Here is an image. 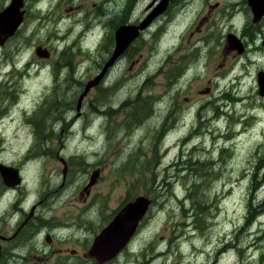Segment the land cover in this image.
<instances>
[{
  "label": "rangeland",
  "instance_id": "374dc122",
  "mask_svg": "<svg viewBox=\"0 0 264 264\" xmlns=\"http://www.w3.org/2000/svg\"><path fill=\"white\" fill-rule=\"evenodd\" d=\"M124 1H32L18 34L0 47V83L12 81L16 101L0 121L2 159L18 162L35 149L23 166L30 189H61L55 215L93 237L119 200L121 209L150 199L114 264H264V19L253 23L247 0H175L172 47L181 39L200 48L199 63L184 59L176 83L160 58L115 64L79 115L78 98L99 70L88 58L103 36L95 13ZM229 35L245 53L227 51ZM38 47L51 57H38ZM184 55L173 51L178 62ZM174 106L182 113L172 117Z\"/></svg>",
  "mask_w": 264,
  "mask_h": 264
},
{
  "label": "flooded vegetation",
  "instance_id": "af4514ba",
  "mask_svg": "<svg viewBox=\"0 0 264 264\" xmlns=\"http://www.w3.org/2000/svg\"><path fill=\"white\" fill-rule=\"evenodd\" d=\"M11 1L7 0L5 5L2 3L0 12ZM32 1H25V20L31 13ZM164 1L165 5H163ZM174 3L175 0H125L124 5L117 2L115 8L113 7L114 3L105 5V8H98L95 13V22L99 23L103 29V36L99 37L96 50L88 51V58L93 59L99 65H105L113 56L116 47V32L123 26L134 27L137 28L136 37L121 58L116 61V64L132 62L135 57L146 58V61L149 62L160 58L159 60L170 62L172 69L167 73V79L176 83L186 72L184 59L189 60L192 54L193 64L196 65L203 54L200 52V48L192 49L189 43H185L181 39L176 41L179 43L178 47H172L171 43L176 37H173L171 27L175 20H173L172 14L169 15V12H172ZM162 8L165 13H161L157 18H150L156 10ZM166 18L168 21L162 25L161 21H165ZM130 32L127 31L125 38L130 37ZM246 37L249 36L245 34L243 40ZM204 42L202 43L203 47L206 44ZM146 47L150 50L145 51ZM77 50L76 53L85 52L82 47ZM174 50L177 54L185 52L181 62L177 61L176 56L173 57ZM97 58L99 59L96 61ZM102 69L103 66H99L98 73ZM176 70L178 71L176 72ZM10 86H13L12 81L0 83V121L2 123L6 116L11 117L12 103L16 102L13 99L15 97L10 93ZM7 88L9 91H6ZM176 113H182L179 106L173 107L172 117ZM167 125L165 122L162 124L163 127ZM2 142L3 139L0 137V144ZM3 152L4 150L0 149V166H5L10 170L7 174V181L11 184L6 182L0 171V264H114L119 259L120 256L110 262L101 263L93 256L92 251L96 238L114 220L115 216L120 214V200L114 218H111L109 223L93 237L90 230L83 231V228L72 224L66 220L67 218L55 215L56 204L54 202L60 196L61 189L51 193H45L48 190L43 188L41 190L30 189V185L26 182L27 173L23 166L35 159L32 157L37 154L35 149L32 148L23 153L24 160H18V162L5 161L1 157ZM59 159L66 163L65 160ZM67 171L68 169H64L65 181ZM14 181L20 182L12 184ZM89 194L90 192L87 195Z\"/></svg>",
  "mask_w": 264,
  "mask_h": 264
},
{
  "label": "water",
  "instance_id": "95a60500",
  "mask_svg": "<svg viewBox=\"0 0 264 264\" xmlns=\"http://www.w3.org/2000/svg\"><path fill=\"white\" fill-rule=\"evenodd\" d=\"M25 1L12 0L11 3L0 12V47L14 38L25 20ZM165 1L163 5H165ZM248 5L253 14V23L258 24L264 18V0H248ZM159 9L153 13L151 19L156 18L160 14ZM137 28L123 26L116 32V47L113 56L104 65L103 69L90 80L84 87V91L79 96L77 102V112L81 113L83 102L91 90L99 87L107 77L109 71L114 67L116 61L124 54L127 48L132 44L136 37ZM127 31L130 32V37L125 38ZM236 51L239 55L245 53L246 48L242 41L234 35H229L227 38V51ZM36 54L40 58L49 59L51 53L48 49L38 47ZM258 85L260 96L264 97V72L258 74ZM0 171L7 181L9 169L5 166H0ZM11 179V178H10ZM19 180V179H18ZM20 182V181H19ZM19 182L14 181L12 184ZM152 201L147 197L139 196L135 200L128 202L120 209V214L116 215L114 220L101 232L96 238L92 254L99 262H110L120 256L123 251L130 245L135 237L141 223L147 216Z\"/></svg>",
  "mask_w": 264,
  "mask_h": 264
},
{
  "label": "trees",
  "instance_id": "16d2710c",
  "mask_svg": "<svg viewBox=\"0 0 264 264\" xmlns=\"http://www.w3.org/2000/svg\"><path fill=\"white\" fill-rule=\"evenodd\" d=\"M28 15H29V14H28ZM23 24H24V23H23ZM18 32H19V31H18ZM17 34H18V33H17ZM17 34H16V35H17ZM250 38H251V37H250ZM99 66H103V67H104V65H101V64H100ZM101 85H102V84H101ZM101 85H100V86H101ZM100 86H99V87H100ZM83 91H84V90H83ZM83 91H82V92H83ZM106 91H107V90H106ZM80 95H81V94H80ZM78 99H79V98H78ZM48 106H49V105H46V106L44 107V111H43V107H42V108L40 109V111H39V114H40L42 111H43V112H48V111H49V110L47 109ZM39 116H40V115H39ZM39 116H38L37 113H36V116L32 117V121L34 120V121H33L34 123H38V118H39V122H40V117H39ZM35 120H36V121H35ZM37 126H39V125L37 124ZM225 150H226V149H225ZM256 185H258V181H256V182L254 183L253 190H256V189H257ZM131 201H132V200H131ZM128 202H130V201H128ZM128 202H127V203H128ZM127 203H126V204H127Z\"/></svg>",
  "mask_w": 264,
  "mask_h": 264
}]
</instances>
